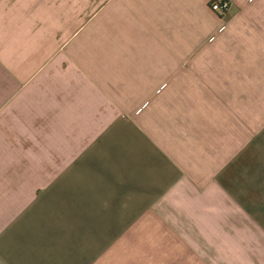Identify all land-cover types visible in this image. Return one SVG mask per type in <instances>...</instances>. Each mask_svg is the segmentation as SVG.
I'll return each mask as SVG.
<instances>
[{
  "label": "crops",
  "instance_id": "1",
  "mask_svg": "<svg viewBox=\"0 0 264 264\" xmlns=\"http://www.w3.org/2000/svg\"><path fill=\"white\" fill-rule=\"evenodd\" d=\"M212 1L0 0V264H264V0Z\"/></svg>",
  "mask_w": 264,
  "mask_h": 264
},
{
  "label": "built area",
  "instance_id": "2",
  "mask_svg": "<svg viewBox=\"0 0 264 264\" xmlns=\"http://www.w3.org/2000/svg\"><path fill=\"white\" fill-rule=\"evenodd\" d=\"M209 7L213 12L217 13L218 15H221L222 13L228 10L229 2L227 0H213L210 3ZM126 119L128 118L126 117Z\"/></svg>",
  "mask_w": 264,
  "mask_h": 264
},
{
  "label": "rangeland",
  "instance_id": "3",
  "mask_svg": "<svg viewBox=\"0 0 264 264\" xmlns=\"http://www.w3.org/2000/svg\"><path fill=\"white\" fill-rule=\"evenodd\" d=\"M222 27H223V28H221L222 30H223V29H225V27H224V26H222Z\"/></svg>",
  "mask_w": 264,
  "mask_h": 264
}]
</instances>
